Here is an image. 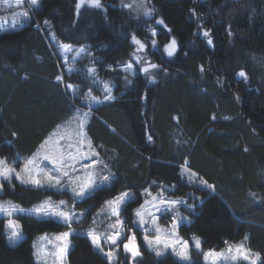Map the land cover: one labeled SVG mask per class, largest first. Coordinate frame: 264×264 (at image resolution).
Here are the masks:
<instances>
[{
  "label": "trees",
  "instance_id": "trees-1",
  "mask_svg": "<svg viewBox=\"0 0 264 264\" xmlns=\"http://www.w3.org/2000/svg\"><path fill=\"white\" fill-rule=\"evenodd\" d=\"M102 3L107 19L100 10L90 8L87 12L81 8L80 17L74 18L75 0H42L30 23L0 33V157L11 160L34 154L70 117L73 103H79L65 91V84L83 79L66 72L51 32L63 43H69L65 36L74 32L105 65L129 59L132 49L124 33L135 31L125 18L129 10L121 9L118 0ZM149 7L172 29L167 33L162 26L150 25L157 28V48L175 36L188 54L170 59L165 64L167 75L158 76L154 85L142 76L133 78L129 87L122 79L114 81L119 89L114 90L117 100L91 112L88 136L119 182L111 192H98L78 208L84 207L91 216L117 191L139 194L152 181L175 184L176 190L168 193L172 197L187 199L194 193L198 199L195 213H188L191 222L179 228L186 240L201 239V251L192 249L193 259L186 264H204L205 251L222 250L245 236L248 247L260 253L259 264H264V0H150ZM45 20L50 27L44 25ZM204 29L210 30L214 47L200 37ZM98 46L105 47L96 51ZM141 55L162 62L159 52ZM241 68L248 72L246 83L234 77ZM97 71L104 80L116 75L106 73L99 63ZM62 72L65 81L58 83L56 76ZM142 95L147 99H141ZM149 135L152 144L147 143ZM182 159L214 189L200 186L197 190L180 179ZM13 183L15 190L0 198L23 207L51 195L24 192L18 181ZM151 187L155 192L157 185ZM142 201L141 197L123 214L126 225L132 226V209ZM20 223L23 239L11 245L6 219L0 218V264H39L33 248L36 236L66 230L55 221L36 217H23ZM71 241L69 264H105L85 237L73 234ZM142 250L147 264L162 260L176 264L171 255L158 258L145 247Z\"/></svg>",
  "mask_w": 264,
  "mask_h": 264
},
{
  "label": "snow or ice",
  "instance_id": "snow-or-ice-1",
  "mask_svg": "<svg viewBox=\"0 0 264 264\" xmlns=\"http://www.w3.org/2000/svg\"><path fill=\"white\" fill-rule=\"evenodd\" d=\"M150 0H121V9H129L125 18L128 23L134 26L135 31L124 33L126 42L132 49L129 59L125 63L113 62V64L105 65L99 56L95 55L92 47L82 44L80 39L76 38L74 32L69 31L65 36V40L69 43L60 42L54 32L50 35L56 42L58 54L63 60L64 65H71L67 68L69 75L76 72V61H87L81 63L80 69L83 71V81H74L65 84V91L70 94L74 101L73 111L68 120L72 127L68 139H65L64 133L60 130V126L53 130L40 144V148L29 158H22L17 155L11 162L7 157H0V193H6L9 190H15L17 187L13 180L19 182L21 191L39 193H50L39 203L32 207L25 208L12 201H3L0 198V215L7 217L8 233L7 239L10 244L14 245L23 239L22 225L20 219L23 217H36L41 220L55 221L58 226L64 227L66 230L56 234L51 240L47 235L41 237L42 240L54 243L56 249L54 255L57 259L63 260L67 254L70 244L69 238L75 234L76 236L85 237L90 245L102 255L105 264H119L117 253L123 249L126 254L127 264H142L137 258L142 253L137 244L136 232L140 231L146 249H151L158 258L171 254L176 257V264H186L191 260L189 249L194 247L195 250L201 251V241L198 237H191L192 245L189 241L183 239L179 235L181 224H189L191 221L188 216L182 215L180 208L188 213H195L196 197L194 193H190L187 199L172 198L168 193L176 190V185L165 186L163 183L157 184L152 181L151 184L143 189L139 194L125 189L117 191L110 198L104 200L100 211L89 217L87 209L77 210V204H83L93 199L98 192H111L119 182L115 172H113L107 163L101 158L100 152L97 151L98 146H94L91 138L86 130L87 123L90 120L91 112L99 110L98 106L112 104L117 100L114 90L118 91L114 81L123 80L124 86L133 85V78L139 79L141 76L147 84H156L158 76L167 75V67L165 64L172 58H178V54L187 56V52L183 51L181 44L175 36H169L168 41L157 48V28L150 25L162 26V30L171 33L172 29L165 24L163 17L156 16L154 7H149ZM17 6L24 3V0H15ZM87 5V7H85ZM11 7V4H9ZM42 7V0H28V8L34 13H39ZM81 8L85 11L90 9L100 10V14L107 19V8L102 0H75L74 18L80 17ZM195 15V10H191ZM22 16L28 21V11L16 14ZM146 17L140 20V17ZM139 21V23H137ZM46 27H50L47 20L44 21ZM24 26L23 23L20 24ZM37 29L39 24L34 25ZM139 33L140 35H138ZM147 33L148 35H145ZM231 35V32L228 33ZM200 37L206 38V44L214 47L213 37L210 30L204 29L199 33ZM140 36H144L141 39ZM74 45H82L74 47ZM98 46L96 51L100 50ZM151 50V54L160 53L162 62L155 63L147 58V54ZM68 53H72V59H69ZM101 65V69L107 72H113L116 75L105 81L99 76L97 64ZM200 71H204L203 65ZM123 74V75H121ZM234 77L246 83L248 80V72L241 68L234 72ZM58 83H64L65 76L62 72L56 76ZM82 84V87L80 86ZM95 85V87H93ZM99 90L100 95L93 93ZM141 99H147L146 95H142ZM239 99V97H237ZM87 108L88 111L83 109ZM215 119V117H213ZM15 135V133L13 134ZM63 141V142H62ZM147 143L152 144V136L147 137ZM179 143V141H177ZM11 147V142H8ZM22 161V167L17 169L16 164ZM178 176L199 190L200 186L214 189L207 180L199 177L192 170L187 159H182L178 166ZM151 185H157L155 192ZM70 193V200L64 199L53 200L52 195L63 196ZM254 195V194H253ZM143 201L139 206L132 209L133 219L132 227L126 228L123 214L127 213L132 205L137 203L140 198ZM192 200L193 203H189ZM202 203V202H201ZM168 217L167 228H162L159 221L162 217ZM15 217V218H13ZM107 221V227L103 231H98L97 227ZM82 223H89L86 231L80 232L73 228V224L79 226ZM151 234V235H150ZM247 236L244 237L246 241ZM227 243V242H226ZM232 261L242 259L248 264H258L261 260L260 253H252L251 249L241 242L235 246H229L227 253L233 252ZM205 261L209 257L216 259L228 257L224 251L217 252L209 250L203 253ZM37 259H40V249L36 252ZM161 264H165L162 260Z\"/></svg>",
  "mask_w": 264,
  "mask_h": 264
},
{
  "label": "rangeland",
  "instance_id": "rangeland-1",
  "mask_svg": "<svg viewBox=\"0 0 264 264\" xmlns=\"http://www.w3.org/2000/svg\"><path fill=\"white\" fill-rule=\"evenodd\" d=\"M119 2H121V0H118ZM125 2H127V0H125ZM9 4H11V7H9ZM87 6V5H86ZM129 10V9H128ZM24 11H28V20L31 21V18H32V14L34 13L32 10H30L28 8V0H24V3H22L21 5L17 6L16 3H15V0H0V33L1 32H4V31H12V30H17L19 28H21L20 24L23 23L24 25L30 23L28 21H25V18L22 17V16H17L16 14L17 13H20V12H24ZM146 18V17H145ZM56 36V35H55ZM50 38H51V41L53 43V45L56 47V42L53 41L51 35H50ZM74 47H79V46H76L74 45ZM56 50L58 51L57 47H56ZM69 56V59L71 60L72 59V56L73 54L72 53H68L67 54ZM63 61V60H62ZM81 63H87V61H76L75 62V68H76V72L73 73V75H78L80 76L81 79H84V76H83V71L80 69V64ZM65 66V69H66V72H67V68L71 65H64ZM97 67V65H96ZM101 78V77H100ZM104 80V79H103ZM105 81H107L105 79ZM95 87V85H93ZM99 92L98 95L101 96L102 98V92H100L99 90H97ZM94 95H97L96 92L93 93ZM84 111H88L87 108H84L83 109ZM70 119V117L62 124H60V130L64 133L65 135V139H68L70 133H71V130H72V127L74 126V121L72 124H69L68 123V120ZM58 127V126H57ZM57 129V128H56ZM55 129V130H56ZM63 142V141H62ZM39 150V149H38ZM37 150V151H38ZM14 158H12L11 160H9V162H11ZM16 167L17 169H19L20 167H22V161L18 162L16 164ZM203 187V186H201ZM205 188V187H203ZM3 193H0V195H2ZM70 193H68L67 195H63V196H52V199L53 200H59V199H64L66 201L70 200ZM174 198V197H172ZM186 199V198H184ZM3 201H11L9 199H6V198H2ZM13 202V201H12ZM195 202H198V199H196ZM15 203V202H14ZM189 203H193L192 200H189ZM17 204V203H16ZM21 206V205H20ZM34 206V205H33ZM23 207V206H22ZM32 207V206H31ZM81 207V206H80ZM25 208H29V207H25ZM85 209L84 207H81V208H78V204L76 205V209L79 211L81 209ZM101 208V207H100ZM100 208L98 210H96L93 215H95L97 212L100 211ZM88 212V211H87ZM180 212L182 215H185V216H188V212H186L183 207L180 208ZM91 215V216H93ZM89 216V217H91ZM124 216V215H123ZM0 218H5L6 219V235L9 231L8 229V226H7V217L3 216V215H0ZM15 218V217H13ZM163 218V217H162ZM160 219L159 221V224L162 228H167L168 226V217H164L163 219ZM124 219H125V216H124ZM162 220L164 221V223L162 222ZM107 221H105L103 224L99 225L97 227V230L98 231H103L106 227H107ZM89 223H82L80 224L79 226H77L76 224H73V228L76 229V231H80V232H83V231H86L87 228L89 227ZM125 226L126 228H130V226L126 225L125 223ZM132 227V226H131ZM180 230V229H179ZM65 231V230H64ZM63 232V231H61ZM60 232H47V233H43V234H39L38 236H36V238L34 239V243H33V248H34V255H35V259L36 261L39 263V264H69L68 261H67V258H68V253L70 251V249L72 248V241H71V237L69 238L70 240V244H69V247H68V250H67V254L66 256L63 258V260H59L56 258V256L54 255L56 249L54 247V243H59V242H54V243H49L48 241H45V240H42L41 237L47 235L49 237V239L51 240L56 234H58ZM22 235H23V232H22ZM151 235V234H150ZM179 235H180V232H179ZM136 236H137V244L139 246V249L142 253V256L141 257H138L137 260L138 261H142V264H147V262L145 261L146 258H147V255L144 253V251L142 250L143 247L146 248L145 246V243L142 239V234L141 232H136ZM181 236V235H180ZM182 237V236H181ZM183 238V237H182ZM248 238V237H247ZM185 239V238H183ZM200 239V238H199ZM186 240V239H185ZM21 241V240H20ZM20 241H18L16 244H18ZM189 241V244L190 246L192 245V240H188ZM201 241V239H200ZM9 242V241H8ZM243 242L246 247H248V239L245 241L244 239L240 240L239 242H235V243H228L227 246L222 249V250H215L217 252H220V251H224L225 252V255L228 257L227 260L223 259V258H220V259H216L215 260V264H248V262L246 261H243L242 259H237L236 261H232L231 260V256L235 254V248L233 247V252L232 253H227L226 249L231 245V246H235L239 243ZM14 244V245H16ZM12 245V244H11ZM143 245V247H142ZM202 247V245H201ZM249 248V247H248ZM37 249H40V259H37V256H36V252H37ZM194 249V247H190L189 249V254H190V257H191V260L189 262H186V263H190L193 259L192 257V254H191V250ZM149 251H151V249H148ZM195 250V249H194ZM197 251V250H195ZM152 252V251H151ZM207 252V251H205ZM204 252V253H205ZM251 252L254 254L255 252H253L251 250ZM154 254V253H153ZM118 257H119V264H127V260H126V254H124L123 252V249L121 248L120 252L117 253ZM166 255H171V254H166ZM173 256V255H171ZM165 257V256H164ZM174 257V256H173ZM160 258H163V257H160ZM176 259V257H174ZM215 258L213 257H209L207 259V261H205V258H204V255H203V261H204V264H213V260ZM260 263V261L258 262V264Z\"/></svg>",
  "mask_w": 264,
  "mask_h": 264
},
{
  "label": "crops",
  "instance_id": "crops-1",
  "mask_svg": "<svg viewBox=\"0 0 264 264\" xmlns=\"http://www.w3.org/2000/svg\"><path fill=\"white\" fill-rule=\"evenodd\" d=\"M52 132H53V131H52ZM52 132H51V133H52ZM39 148H40V146H39ZM39 148H38V149H39ZM38 149H37V150H38ZM37 150H36V152H37ZM32 155H33V154H32ZM32 155H31V156H32ZM31 156H29V157H31ZM29 157H27V158H29Z\"/></svg>",
  "mask_w": 264,
  "mask_h": 264
}]
</instances>
